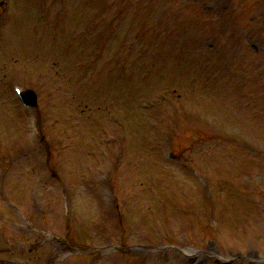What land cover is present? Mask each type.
<instances>
[{"label": "rangeland", "instance_id": "1", "mask_svg": "<svg viewBox=\"0 0 264 264\" xmlns=\"http://www.w3.org/2000/svg\"><path fill=\"white\" fill-rule=\"evenodd\" d=\"M0 1V264H264V0Z\"/></svg>", "mask_w": 264, "mask_h": 264}]
</instances>
